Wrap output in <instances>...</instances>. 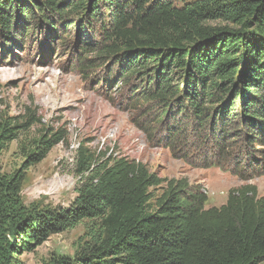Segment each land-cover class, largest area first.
Instances as JSON below:
<instances>
[{
  "label": "trees",
  "instance_id": "1",
  "mask_svg": "<svg viewBox=\"0 0 264 264\" xmlns=\"http://www.w3.org/2000/svg\"><path fill=\"white\" fill-rule=\"evenodd\" d=\"M75 25L76 48L93 56L85 68L119 83L168 142L263 144L264 0H0L5 47L39 34L64 46ZM23 128L0 120V152ZM64 141L42 134L26 166ZM79 153L80 182L65 208L30 212L18 198L22 172L0 173V264L84 221L87 240L73 259L51 264H264V197L255 187L231 189L225 204L206 209L205 194L185 180L162 187L165 179L139 162Z\"/></svg>",
  "mask_w": 264,
  "mask_h": 264
},
{
  "label": "rangeland",
  "instance_id": "2",
  "mask_svg": "<svg viewBox=\"0 0 264 264\" xmlns=\"http://www.w3.org/2000/svg\"><path fill=\"white\" fill-rule=\"evenodd\" d=\"M172 1L180 7L189 0ZM78 29L76 25L66 28L67 32L63 29L64 46L59 45V36L49 43L43 34L25 37L20 46L0 43V120L24 126L18 129L16 140L0 152V173L13 176L22 172L18 198L23 207L36 212L70 204L80 182V149L96 162L109 157L139 162L165 179L162 187L169 180H185L189 187L205 194L206 209L220 207L229 190L247 185L256 188L258 197H264V142L261 146L239 142L222 150L210 140L192 135L168 142L166 130L152 125L143 108L123 95L119 83H102L96 80L101 74L97 69L85 68L84 59L93 56L76 48ZM54 133L63 134L65 141L54 146L41 162L27 167L26 156L33 141ZM151 191L155 198L163 188ZM86 226L84 221L49 235L13 254L12 264L73 259L87 240Z\"/></svg>",
  "mask_w": 264,
  "mask_h": 264
}]
</instances>
